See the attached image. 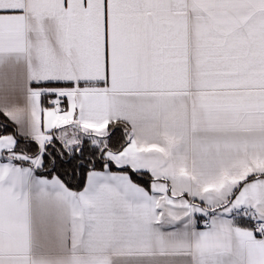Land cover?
I'll return each mask as SVG.
<instances>
[{
    "label": "snow or ice",
    "instance_id": "1",
    "mask_svg": "<svg viewBox=\"0 0 264 264\" xmlns=\"http://www.w3.org/2000/svg\"><path fill=\"white\" fill-rule=\"evenodd\" d=\"M0 264H264V0H0Z\"/></svg>",
    "mask_w": 264,
    "mask_h": 264
}]
</instances>
